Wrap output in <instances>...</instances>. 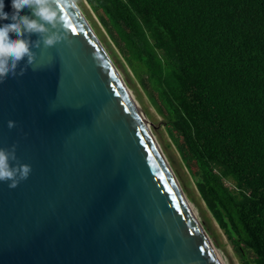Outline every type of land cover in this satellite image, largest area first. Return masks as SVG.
Here are the masks:
<instances>
[{"label":"water","instance_id":"obj_1","mask_svg":"<svg viewBox=\"0 0 264 264\" xmlns=\"http://www.w3.org/2000/svg\"><path fill=\"white\" fill-rule=\"evenodd\" d=\"M62 12L66 38L0 83V147L32 166L0 182V264H225L95 30Z\"/></svg>","mask_w":264,"mask_h":264},{"label":"trees","instance_id":"obj_2","mask_svg":"<svg viewBox=\"0 0 264 264\" xmlns=\"http://www.w3.org/2000/svg\"><path fill=\"white\" fill-rule=\"evenodd\" d=\"M84 1L243 264H264V0Z\"/></svg>","mask_w":264,"mask_h":264},{"label":"clouds","instance_id":"obj_3","mask_svg":"<svg viewBox=\"0 0 264 264\" xmlns=\"http://www.w3.org/2000/svg\"><path fill=\"white\" fill-rule=\"evenodd\" d=\"M74 0H12V13L4 11V0H0V20H11L0 26V83L9 76H23L27 67L34 64L36 54L33 48H40L41 43L47 48L64 40L65 31L71 25L62 12V5ZM28 8L32 15H21ZM63 29V31H61ZM15 34V39L12 38ZM37 34L40 38L33 42L30 37ZM26 58V65L17 71L21 61ZM14 120L8 121V127H15ZM16 145L11 148L0 147V182H7L15 189L21 181L27 180L32 172L28 163L17 161Z\"/></svg>","mask_w":264,"mask_h":264},{"label":"rangeland","instance_id":"obj_4","mask_svg":"<svg viewBox=\"0 0 264 264\" xmlns=\"http://www.w3.org/2000/svg\"><path fill=\"white\" fill-rule=\"evenodd\" d=\"M75 2L86 17L92 29L95 30L96 34L100 38L101 44L114 62L119 75L125 81L129 90L145 113L149 125L163 152L165 153L172 171L174 172L179 184H181L184 192H186L196 215L212 236L217 246V250L225 264H243L242 259L235 251L234 243L232 242L229 234L221 227L202 199L196 185L195 178L189 171L188 167L184 165L176 143H174L173 138L170 136L166 128L164 116L150 101L140 78L135 77L132 71L128 68L125 60L121 57V54L109 40L104 28L99 22L98 16L94 13V11L90 9L84 0H75ZM229 185L233 188V190L235 189L231 182H229Z\"/></svg>","mask_w":264,"mask_h":264}]
</instances>
